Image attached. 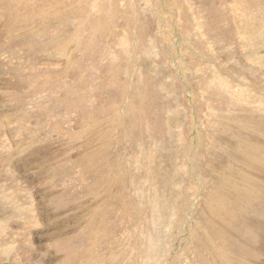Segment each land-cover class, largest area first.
Returning a JSON list of instances; mask_svg holds the SVG:
<instances>
[{"label": "rangeland", "instance_id": "obj_1", "mask_svg": "<svg viewBox=\"0 0 264 264\" xmlns=\"http://www.w3.org/2000/svg\"><path fill=\"white\" fill-rule=\"evenodd\" d=\"M110 1L0 0V264H264V0Z\"/></svg>", "mask_w": 264, "mask_h": 264}, {"label": "bare ground", "instance_id": "obj_2", "mask_svg": "<svg viewBox=\"0 0 264 264\" xmlns=\"http://www.w3.org/2000/svg\"><path fill=\"white\" fill-rule=\"evenodd\" d=\"M102 7H103V9L105 10V13H106V17H108V16H114V17H116V14H115V11L114 10H116L115 9V7H116V5H115V3H114V1L113 0H111L109 3H104L103 5H102ZM120 7V6H119ZM185 7H187V3L185 2ZM123 8H121V10H122ZM120 10V11H121ZM171 10H173V9H170V11ZM187 10H189V11H191V8H189V7H187ZM178 13H180V11L178 12ZM161 16V15H160ZM117 20V19H116ZM69 45H70V43L68 42L67 43V46L66 47H64L63 48V50H65V49H67L68 47H69ZM217 79L219 80V78L217 77ZM219 81H221V79L219 80ZM241 93H243L242 91H241ZM247 95V94H246ZM260 106L261 105H263V104H259ZM120 107V106H119ZM112 109L114 108V109H116V107H111ZM119 109V108H118ZM176 109V108H175ZM175 111V110H174ZM176 112V111H175ZM211 114V113H210ZM209 114V115H210ZM178 115V114H177ZM177 115H175L174 114V116H177ZM121 113H120V111L118 110V112L117 113H112L111 114V116H108L107 115V118L108 117H113V118H116V121H113V124H112V126L114 125V124H117V123H114V122H119V120L121 119ZM208 116V115H207ZM106 117V116H105ZM209 117V116H208ZM10 120V119H9ZM110 120H111V118H110ZM112 121V120H111ZM167 125H169L170 127H171V125H170V123H168ZM169 126H167V128H168V130H170L171 131V128L169 127ZM173 126V125H172ZM176 128V127H175ZM171 133V132H170ZM110 140V139H109ZM108 141V140H107ZM153 141V140H152ZM101 146H102V148H101ZM108 146L107 145H105L104 146V148H107ZM257 147V146H256ZM260 147V146H259ZM258 147V148H259ZM99 148H101V149H103V145L102 144H100V147ZM20 151H21V149H20ZM178 151V150H177ZM259 159H260V157H258ZM154 162V161H153ZM154 164V163H153ZM155 165V164H154ZM245 166V165H244ZM120 173H117V177L118 178H120L121 177V174L119 175ZM116 176V173L114 174V177ZM124 195V194H123ZM122 195V193H120V197H123V199H124V196ZM138 195H139V197H141L142 196V194H140V193H138ZM100 197H101V195H100ZM126 199V198H125ZM102 200V199H101ZM161 202V201H160ZM163 203V202H162ZM96 204V203H95ZM100 204V203H99ZM98 205V204H97ZM99 206V205H98ZM96 208V207H95ZM167 208V203H164V207H162L161 209H163V210H165ZM122 237V236H121ZM124 239V238H123ZM152 249V248H151ZM124 250V248H122L121 249V253H122V251ZM145 250H146V247H145ZM120 253V254H121ZM120 259V258H119ZM138 264H140L139 262H137ZM145 263H146V261H145ZM216 264H218L217 262H216Z\"/></svg>", "mask_w": 264, "mask_h": 264}]
</instances>
